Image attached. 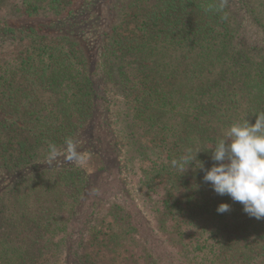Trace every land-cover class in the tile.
<instances>
[{
	"label": "trees",
	"instance_id": "trees-1",
	"mask_svg": "<svg viewBox=\"0 0 264 264\" xmlns=\"http://www.w3.org/2000/svg\"><path fill=\"white\" fill-rule=\"evenodd\" d=\"M18 1L20 19L0 24V50L25 47L0 55V264H264V219L199 169L229 126L264 112V45L240 43L229 1ZM242 6L263 43L264 0ZM66 137L94 153L67 161ZM122 155L149 161L136 191L157 255L139 214L106 199Z\"/></svg>",
	"mask_w": 264,
	"mask_h": 264
},
{
	"label": "clouds",
	"instance_id": "clouds-1",
	"mask_svg": "<svg viewBox=\"0 0 264 264\" xmlns=\"http://www.w3.org/2000/svg\"><path fill=\"white\" fill-rule=\"evenodd\" d=\"M198 153L194 158L184 157V163H196ZM63 154L69 162L82 164L85 161L84 153L72 137L65 138ZM60 155L55 144L48 145L49 163ZM211 159L214 163L210 169L205 170L199 162V169L205 173L203 180L210 183L216 194H227L233 201L240 202L249 217L264 219V112L256 115L254 124L245 119L229 126L211 148ZM172 163L176 165L177 162ZM186 170L181 167V171ZM228 211L230 205L227 203L217 207L220 214Z\"/></svg>",
	"mask_w": 264,
	"mask_h": 264
},
{
	"label": "rangeland",
	"instance_id": "rangeland-1",
	"mask_svg": "<svg viewBox=\"0 0 264 264\" xmlns=\"http://www.w3.org/2000/svg\"><path fill=\"white\" fill-rule=\"evenodd\" d=\"M228 1L231 7L230 14L234 15V20L237 21L239 25L240 43L249 49L256 48L262 44L264 45V42L260 44V41H258L257 33L253 30L254 28L251 27V25H248L250 24L249 15L247 14L246 8L242 6V3L246 0ZM19 5L20 3L18 0H0V24L4 25L8 21H16L17 19H20L17 12V7H19ZM78 24L79 23H77V25ZM86 27L89 26L86 25ZM86 27L84 26L83 28L86 29ZM88 30H90V27ZM247 31L251 33V36H253L254 39H251V37L246 34L248 33ZM24 51L25 47H22L21 45H10L1 49L0 55L2 58H14L17 55L22 54ZM8 119L9 118L6 115L0 112V124L5 123ZM135 137L138 143L144 144L143 146L146 147L148 146L146 145L141 131H137ZM121 143L122 142L118 141L119 145H121ZM79 150L84 153L85 159H87L90 154L94 153V151L88 148L85 143L80 144ZM149 155H151V159L154 161L157 157V151H154L151 154L149 152ZM119 161L121 170L120 174L115 178V182L118 179L117 184H115L108 192L106 199L124 203L127 207L134 209L139 214L140 227L142 230L140 236L142 250L144 253L157 255L155 243L158 239V234L154 231V223L149 210L144 206L142 199L136 191L140 181V169L147 166L149 161L139 160L133 164L126 155H122L119 158ZM111 184L112 182L110 185ZM162 264H167L166 260L163 259Z\"/></svg>",
	"mask_w": 264,
	"mask_h": 264
}]
</instances>
